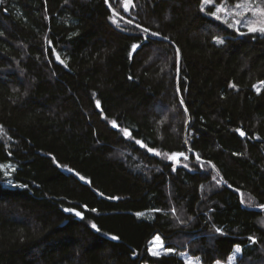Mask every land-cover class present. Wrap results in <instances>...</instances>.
Here are the masks:
<instances>
[{
    "label": "trees",
    "instance_id": "1",
    "mask_svg": "<svg viewBox=\"0 0 264 264\" xmlns=\"http://www.w3.org/2000/svg\"><path fill=\"white\" fill-rule=\"evenodd\" d=\"M109 1L133 23L106 0L0 3V264H215L236 247L264 264V36L206 14L220 0ZM156 235L173 251L152 255Z\"/></svg>",
    "mask_w": 264,
    "mask_h": 264
},
{
    "label": "snow or ice",
    "instance_id": "2",
    "mask_svg": "<svg viewBox=\"0 0 264 264\" xmlns=\"http://www.w3.org/2000/svg\"><path fill=\"white\" fill-rule=\"evenodd\" d=\"M107 2V0H106ZM0 3H3V0H0ZM123 3V9L125 12H128L129 8L135 7V4L133 3V0H122ZM214 3V0H201V4H200V11L201 12H205V8L208 5H211ZM211 15L214 19L221 21L222 23L226 24L229 28H232L234 30H236L240 35H245V34H259L261 36H264V0H234L233 6L229 7L228 3L226 2V0H220V3L215 7L214 11H211L209 13H206ZM118 14L113 11L112 13V17H110V19H112L113 23H116L117 26L119 27V24L117 22L116 19H114V17H116ZM121 20H123V17H120ZM133 19H135V17H133ZM128 24H132L133 20H127L125 21ZM136 28H141V26L139 24L135 25ZM241 29H246L245 31H241ZM142 32L144 33H149V29L148 28H142L141 29ZM160 34L158 32H151V36H159ZM145 39H147V37H145ZM164 39H167V37H164ZM50 43V42H49ZM214 43L217 45H222L224 44V40L216 37L214 39ZM141 45L139 43H132L131 44V52H130V58L132 53H135L136 50L138 48H140ZM176 55H177V63H179V49L177 48L176 50ZM56 60L60 61V63H65L63 60H61L60 55L57 53L56 54ZM131 79V77H129ZM232 88H236L237 86L235 84H231L229 85ZM254 89L256 90L257 94H259V92L261 91V87H264V82H261L260 86L257 85H253ZM177 91H179V89H177ZM181 104H183V100H181ZM96 107L99 108L100 107V101L97 100L96 101ZM111 125L113 128H118L119 126L117 125V122L115 120L111 121ZM119 131L122 132L123 136L126 138H131V132L126 129V128H119ZM236 131L239 132L240 136H244L245 133L243 131H241L240 129H236ZM0 134L6 135V133L4 132V129L2 126H0ZM259 137H257L258 139ZM136 144H139L141 147H144V144L139 140H135ZM149 152H152L153 149L149 148L148 149ZM157 155H160V153H156ZM164 155H168L167 153H165ZM177 156H184V153H172L170 155V159L175 160L177 158ZM185 159H187V157H185ZM197 159H199V157L197 156ZM59 166V165H58ZM186 166V165H185ZM5 166L4 165H0V169H3ZM11 171H15L14 168H12L11 165L7 166ZM213 167H215L213 165ZM69 172H72L73 170L71 168L67 169ZM5 176L9 175V172H5L4 173ZM77 175H79L77 173ZM81 180H84L85 178L83 176H80ZM213 179L215 180L216 177H213ZM26 187V185H25ZM203 187V186H201ZM103 195V194H101ZM115 199V198H113ZM240 202L243 204L245 203L244 199H243V194H241V200ZM251 198H249V205L251 206ZM87 206H85L86 208ZM261 208H264V205H260ZM65 212H70V213H74L75 216L80 217L81 219H83V215L80 211H76L73 208H65L64 209ZM93 212L96 211V209H92ZM159 211V210H157ZM172 214L175 215V209L172 210ZM137 215H143V213H137ZM262 223H264V221H262ZM92 228L96 229V231H100V229L97 227V225L95 223H93L91 225ZM217 231H219V229H217ZM113 240L118 239L117 236H112L111 237ZM249 240L252 243H256L255 239L253 237H249ZM150 244L152 245L151 247H149L148 251L151 252L152 255L157 256L160 253L154 249L156 248H164V244L163 241L161 239V237L159 235H156L152 241H150ZM167 251L171 252L173 251L172 249H167ZM241 252V248L240 247H236L234 250V254L233 256L229 257V261L230 264H235V260H236V254H239ZM187 264H192L191 261H188ZM196 264H199V262L197 261Z\"/></svg>",
    "mask_w": 264,
    "mask_h": 264
},
{
    "label": "rangeland",
    "instance_id": "3",
    "mask_svg": "<svg viewBox=\"0 0 264 264\" xmlns=\"http://www.w3.org/2000/svg\"><path fill=\"white\" fill-rule=\"evenodd\" d=\"M131 8H132V7L129 8L128 12L131 10ZM123 11H124V9H123ZM124 12H125V11H124ZM160 237H161V236H160ZM161 239H162V237H161ZM162 241H163V240H162ZM151 246H152V245L150 244V247H151ZM154 250L158 251V252L160 253L159 255L168 252V251L165 249V246H164V248H162V249H160V248H156V249H154ZM240 254H241V252H240L239 254H236V260H237V258L240 256ZM181 256H182V258H183V260L185 261L186 264H187L188 261H191L192 264H196L197 261L199 262V264H202L199 258L191 257V256H189V254H187V253H183ZM232 256H233V255H232ZM236 260H235V262H236ZM215 264H230V261H228V262H226V263H224V262H217V263H215Z\"/></svg>",
    "mask_w": 264,
    "mask_h": 264
},
{
    "label": "water",
    "instance_id": "4",
    "mask_svg": "<svg viewBox=\"0 0 264 264\" xmlns=\"http://www.w3.org/2000/svg\"><path fill=\"white\" fill-rule=\"evenodd\" d=\"M107 6H108V8L110 9V11H111V13H113V11H115L113 8H112V6H111V4H110V1L109 0H107ZM116 12V11H115ZM117 13V12H116ZM118 14V13H117ZM118 19H120V17H122L121 15H117L116 16ZM124 18V17H123ZM124 21H127L125 18L123 19ZM180 56V55H179ZM183 106L185 107V104H184V101H183ZM189 124H190V119L188 118V124H187V129H186V140H187V133H188V127H189ZM222 179V178H221ZM222 183L223 184H225V182H224V180H222Z\"/></svg>",
    "mask_w": 264,
    "mask_h": 264
},
{
    "label": "bare ground",
    "instance_id": "5",
    "mask_svg": "<svg viewBox=\"0 0 264 264\" xmlns=\"http://www.w3.org/2000/svg\"><path fill=\"white\" fill-rule=\"evenodd\" d=\"M211 6H212V4H211ZM213 7V6H212ZM209 8V7H208ZM212 11V10H211ZM126 19V18H125ZM130 19V18H129ZM132 20V19H131ZM120 21H122V20H120ZM126 24V23H125ZM128 25V24H127ZM129 26V25H128ZM130 27V26H129ZM131 28V27H130ZM134 29V28H133ZM234 32H236L237 33V31H234ZM142 34H144V33H142ZM238 35V34H237ZM257 35V34H256ZM180 101V100H179ZM208 162V161H207ZM214 165V164H213Z\"/></svg>",
    "mask_w": 264,
    "mask_h": 264
}]
</instances>
